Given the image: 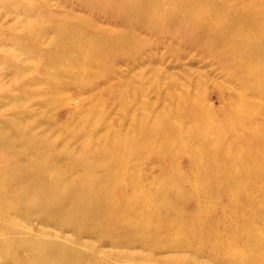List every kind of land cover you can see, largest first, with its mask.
<instances>
[{"label": "rangeland", "instance_id": "obj_1", "mask_svg": "<svg viewBox=\"0 0 264 264\" xmlns=\"http://www.w3.org/2000/svg\"><path fill=\"white\" fill-rule=\"evenodd\" d=\"M260 13H264V0H0V101L11 96L23 97V109H33V115L41 113L32 133L43 135L51 146L58 147L57 153L59 151L67 158L78 152L82 128H87L91 137L99 139L100 145H104V140L100 141L104 137L111 141L119 139L120 136L110 131L114 129L141 137V122L147 115L150 123V117L153 122V118L165 114L164 120L176 124L185 134L197 128L200 114L220 122L219 125L225 128L227 119L234 115L241 100L253 103L259 111L246 120L241 117L235 125V134L247 135L259 127L258 136H262L264 83L261 74H264V62L258 63L255 55L250 60L255 61L253 65L259 71L255 78L259 85L263 83L257 92H253L252 84L240 72L251 52L249 39L264 41V14ZM199 20L202 23H198ZM238 28L240 33L243 30L247 39L235 46L241 52L233 58L228 45L239 37ZM224 34L228 39L221 37ZM17 36L26 40L28 45L21 43ZM62 42L75 48L82 64L75 74L63 75L62 81L65 82L70 77L75 78L58 94H53L51 90L59 79H49L47 74L52 72L51 67L45 71L38 64L44 60L46 52H53V68L60 73L67 69L68 60L62 57L58 48L55 50ZM53 97L59 104L48 106L42 102ZM182 98L190 99L195 111L175 113V110L186 108L180 101ZM4 105L0 108V116L10 113ZM87 105L96 106L93 108L100 111L97 112L98 119L91 125L87 124L91 118L86 120L80 110ZM19 121L17 127L10 130L13 136L17 135L20 126L26 124V116ZM106 130L111 134L103 136ZM168 132L176 133V130ZM160 134L162 136V132ZM160 134H157L159 138ZM230 138L229 146L233 148L238 142L232 139L233 136ZM196 144L197 140L191 143L192 146ZM155 146L140 148V162L136 168L141 189H134L136 183L127 185V188L142 195L150 183L160 178L164 166L175 164L178 171L186 174L182 183L186 188L185 195H219L215 196L209 210L211 216L220 219L213 234L218 239L203 250V257L194 259L186 250L179 253L162 249L156 258L166 260L187 256L196 264H213L208 256L213 248L225 245L222 237L227 232L236 230L239 237L251 236L249 228L236 229L240 218L252 219L238 210L239 202L233 206L229 203L230 194L223 181L235 178L243 185L245 195H254L258 208L262 204L264 188L262 182L252 178L256 172L253 164L244 156L242 160H233L227 155L229 163L218 180V193L214 194L215 188L212 189L211 184H202L193 191L190 188L194 180L197 176L206 178L209 166L192 165L195 156L189 150L177 151L173 159L164 158ZM2 159L0 157V162ZM167 195H175L172 188H167ZM14 214L17 213L0 220L14 223L24 219ZM46 223L32 211L30 227L60 235L59 229ZM83 228H79L81 233ZM83 234H86L81 239L83 243L93 242L87 233ZM62 235L64 239L73 237L70 230ZM233 246L247 257L242 260L246 263L264 261L241 243ZM100 247L105 252L147 254L136 245L114 249L103 242ZM159 248H163L162 245ZM236 260L235 256L227 255L220 261L246 264ZM0 264H10V260L0 254Z\"/></svg>", "mask_w": 264, "mask_h": 264}, {"label": "bare ground", "instance_id": "obj_2", "mask_svg": "<svg viewBox=\"0 0 264 264\" xmlns=\"http://www.w3.org/2000/svg\"><path fill=\"white\" fill-rule=\"evenodd\" d=\"M171 18L177 21L175 16ZM234 18L239 20L238 17ZM238 32L239 37L232 42L234 45H228L233 58L241 52L235 46L247 39L243 30L240 33L238 28ZM17 39L27 44L23 38L17 36ZM249 40L251 52L246 56L248 60L240 72L252 84L253 92H257L258 87L264 83V74H261L263 83L259 85L255 78L259 71L253 65L255 61L250 60L255 55L258 63L264 62V41ZM57 48L62 57L68 60L67 69L60 73L53 68V52H46V57L38 64L45 71L51 67L50 74L45 72L49 79H59V83L51 87L53 94H58L67 82L75 78L70 77L65 82L62 81L63 75L75 74L82 64L81 56L74 47L62 42L55 50ZM22 98L11 96L3 99L4 103L0 101V108L5 104L10 111L6 116H0V157L3 158L0 162V219L11 213L24 218L14 223L0 220V254L10 260V264H196L187 256L163 260L155 255L166 249L171 252L186 250L194 259L203 257V250L218 239L213 234L220 219L211 216L209 208L215 196L219 195H185L186 188L182 183L186 174L178 171L175 164L164 166L160 178L150 183L142 195L129 190L127 185L134 183L135 190L141 189L137 183L136 166L140 162L142 147L156 145L160 155L167 159H173L177 151L189 150L195 156L192 157V165L207 164L210 170L206 172V178L197 176L190 188L193 191H197L202 184H211L212 189L215 188L214 194L218 193V180L223 174V168L229 163L227 155L232 156L233 160H242L244 156L247 162L253 164L256 172L252 178L262 182L264 188V134L258 136L259 127L247 135L235 134V125L241 117L244 116L246 120L258 114L259 107L253 103L241 100L234 115L227 119L225 128L219 125L220 122L206 119L200 114L197 128L188 134L179 131L181 129L176 124L164 120L165 114L153 118V122L150 117V123L147 115L144 122H141V137L110 130L120 137L116 138L117 141H114L115 138L112 141L106 137L101 138L104 145H100L99 139L91 137L87 128H82L78 152L74 151L72 158H67L59 151L57 153L58 147L51 146L43 135L32 133L41 113L33 115V109H23ZM55 98H46L42 102L55 106L59 104ZM180 101L186 108L175 110V113L195 111L190 99L182 98ZM93 107L96 106L87 105L80 109L86 120L87 117L91 118L87 123L89 125L98 119L97 112H100ZM23 116L27 118L26 124L20 126L16 136L11 135L10 130L17 127L15 125L19 120L22 121ZM170 129L176 130V133L168 132ZM108 133L109 130H106L103 136H108ZM232 136L238 142L233 148L229 146ZM194 140H197L196 146L191 145ZM223 182L230 194L229 203L233 206L239 202L238 210L252 219L240 218L236 229L249 228L251 236L239 237L236 230L227 232L222 237L225 245L212 249L208 256L209 262L238 264L233 261L221 262V258L227 255L235 256L237 262H245L242 260L247 257L233 246L238 243L256 252L260 259L264 258V195L261 198L262 204H258L257 208L254 195H245L243 185L235 178ZM168 187L173 189L175 195H167ZM227 207L231 210L228 203ZM32 211L41 220H45L47 225L59 229L60 235L30 227ZM80 227H84L82 233ZM66 230L73 233L72 238H63L62 234ZM83 233H87L93 242L83 243L81 239L86 235ZM103 242L112 245L114 249L136 245L146 250L147 254L105 252L100 247ZM161 245L163 248H159ZM133 259L135 261L131 262ZM246 264H264V261Z\"/></svg>", "mask_w": 264, "mask_h": 264}]
</instances>
